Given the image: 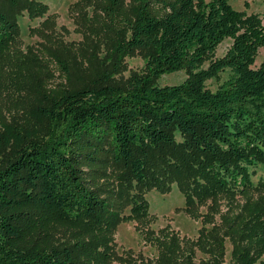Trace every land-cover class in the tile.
Here are the masks:
<instances>
[{"label": "trees", "instance_id": "1", "mask_svg": "<svg viewBox=\"0 0 264 264\" xmlns=\"http://www.w3.org/2000/svg\"><path fill=\"white\" fill-rule=\"evenodd\" d=\"M131 1L129 11L124 0L104 3L114 34L111 68L91 83L53 84L55 73L36 58L33 113L40 128L6 124L0 133V264L77 263L73 245L23 243L22 222L35 212L99 222L130 204L143 210L146 190L167 191L174 181L188 197L255 187L251 170L264 162L262 17L234 8L232 0ZM45 8L34 0H0V49L18 31V11ZM226 39L231 46L217 57ZM136 51L144 55V72L118 82L114 75ZM56 60L68 76L66 61ZM179 70L187 72L184 81L159 84ZM226 70L217 90L207 88ZM262 252L235 264H264V238Z\"/></svg>", "mask_w": 264, "mask_h": 264}, {"label": "rangeland", "instance_id": "2", "mask_svg": "<svg viewBox=\"0 0 264 264\" xmlns=\"http://www.w3.org/2000/svg\"><path fill=\"white\" fill-rule=\"evenodd\" d=\"M34 1L45 4V11H18V31L0 49V133L6 124L40 128L33 113L39 102L37 57L55 73L53 84L63 80L81 86L105 67L111 68L114 34L103 11L106 0ZM231 3L248 14H259L264 23V0ZM132 7L131 0H124L127 11ZM231 43L226 39L216 56H223ZM57 58L66 61L68 76ZM263 58L261 49L257 65ZM145 68L144 55L136 51L126 56L114 79L125 82ZM230 72L209 79L207 88L217 90ZM186 78L187 72L179 70L164 74L158 82L172 85ZM251 179L255 187L248 193L217 191L202 197L186 196L174 181L167 191L146 190L143 210L130 204L120 216L99 222L72 223L35 212L22 222V240L26 245H73L76 264H235L244 255L259 259L264 238V162L252 168Z\"/></svg>", "mask_w": 264, "mask_h": 264}]
</instances>
